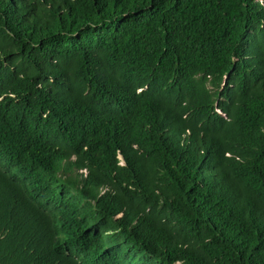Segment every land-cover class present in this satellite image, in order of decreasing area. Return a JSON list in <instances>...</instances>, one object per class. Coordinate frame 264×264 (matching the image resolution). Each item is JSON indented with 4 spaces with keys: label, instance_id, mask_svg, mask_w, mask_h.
I'll return each mask as SVG.
<instances>
[{
    "label": "trees",
    "instance_id": "1",
    "mask_svg": "<svg viewBox=\"0 0 264 264\" xmlns=\"http://www.w3.org/2000/svg\"><path fill=\"white\" fill-rule=\"evenodd\" d=\"M0 264H264V0H0Z\"/></svg>",
    "mask_w": 264,
    "mask_h": 264
}]
</instances>
